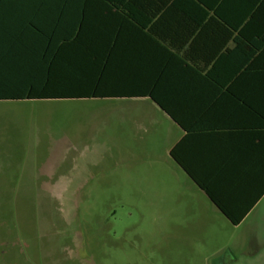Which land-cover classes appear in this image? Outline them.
Returning <instances> with one entry per match:
<instances>
[{"label":"rangeland","instance_id":"374dc122","mask_svg":"<svg viewBox=\"0 0 264 264\" xmlns=\"http://www.w3.org/2000/svg\"><path fill=\"white\" fill-rule=\"evenodd\" d=\"M151 104L0 102L1 112L23 110L15 123L0 115V264L213 261L225 244L223 229L213 224L220 243L198 242L206 225L169 155L172 122ZM34 126L43 142L36 141ZM50 127L53 138L41 136ZM52 139L64 145L45 155ZM69 139L73 146L65 145Z\"/></svg>","mask_w":264,"mask_h":264},{"label":"crops","instance_id":"0c3cea01","mask_svg":"<svg viewBox=\"0 0 264 264\" xmlns=\"http://www.w3.org/2000/svg\"><path fill=\"white\" fill-rule=\"evenodd\" d=\"M212 1L205 25L195 30L194 42L189 41L182 51L152 38L157 65L163 49L167 51L161 68L175 67L168 58L180 59L184 68H199L206 61L204 74L166 76L177 84L166 88L176 93L173 117L149 96L100 99L151 102L171 120L169 155L189 181L191 205H198L206 225L198 230L197 240L205 247L220 243L213 228L219 225L223 229L225 244L211 255L209 264H264V0ZM49 6L34 0H0L1 44H14V35L34 34V27L52 29L54 18L35 17L38 8ZM168 32L187 35L183 28H169ZM17 109L19 113L0 109V115H11L15 123L23 112ZM41 130L45 137L53 129ZM34 136L43 142L37 131ZM63 141L74 145L70 139ZM51 142L45 155L64 145L55 139ZM1 164L0 141V194Z\"/></svg>","mask_w":264,"mask_h":264},{"label":"trees","instance_id":"16d2710c","mask_svg":"<svg viewBox=\"0 0 264 264\" xmlns=\"http://www.w3.org/2000/svg\"><path fill=\"white\" fill-rule=\"evenodd\" d=\"M34 1L53 5L38 8L35 17L54 18L55 26L34 27V34L14 35V44L3 45L0 23V101L149 96L173 117L176 93L166 88L177 84L166 76L205 73V60L184 68L168 58L175 67L161 68L167 51L157 65L152 38L182 51L205 25L212 0Z\"/></svg>","mask_w":264,"mask_h":264}]
</instances>
